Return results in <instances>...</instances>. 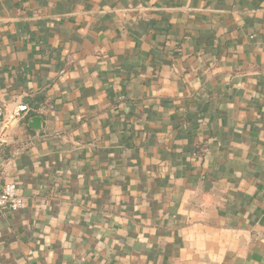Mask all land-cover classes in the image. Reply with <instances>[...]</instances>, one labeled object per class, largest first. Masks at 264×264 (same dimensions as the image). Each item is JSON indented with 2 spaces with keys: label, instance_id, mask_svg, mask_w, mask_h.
Returning a JSON list of instances; mask_svg holds the SVG:
<instances>
[{
  "label": "crops",
  "instance_id": "1",
  "mask_svg": "<svg viewBox=\"0 0 264 264\" xmlns=\"http://www.w3.org/2000/svg\"><path fill=\"white\" fill-rule=\"evenodd\" d=\"M20 105L0 264H264V0H0Z\"/></svg>",
  "mask_w": 264,
  "mask_h": 264
},
{
  "label": "built area",
  "instance_id": "2",
  "mask_svg": "<svg viewBox=\"0 0 264 264\" xmlns=\"http://www.w3.org/2000/svg\"><path fill=\"white\" fill-rule=\"evenodd\" d=\"M27 111L26 105H20L11 112L0 107V144L7 142L8 132L23 119V115ZM26 206V199L19 194L17 184H3L0 189V210L7 209L10 212H17Z\"/></svg>",
  "mask_w": 264,
  "mask_h": 264
},
{
  "label": "water",
  "instance_id": "3",
  "mask_svg": "<svg viewBox=\"0 0 264 264\" xmlns=\"http://www.w3.org/2000/svg\"><path fill=\"white\" fill-rule=\"evenodd\" d=\"M40 123H41V119L40 118H34L32 120V124H30V127L34 128V129H39L40 128Z\"/></svg>",
  "mask_w": 264,
  "mask_h": 264
}]
</instances>
